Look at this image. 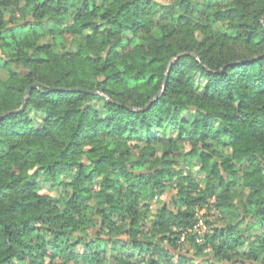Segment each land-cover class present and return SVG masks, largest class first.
Returning <instances> with one entry per match:
<instances>
[{
  "label": "trees",
  "instance_id": "16d2710c",
  "mask_svg": "<svg viewBox=\"0 0 264 264\" xmlns=\"http://www.w3.org/2000/svg\"><path fill=\"white\" fill-rule=\"evenodd\" d=\"M0 118V264H264V0H0Z\"/></svg>",
  "mask_w": 264,
  "mask_h": 264
},
{
  "label": "rangeland",
  "instance_id": "374dc122",
  "mask_svg": "<svg viewBox=\"0 0 264 264\" xmlns=\"http://www.w3.org/2000/svg\"><path fill=\"white\" fill-rule=\"evenodd\" d=\"M174 0H156L158 5L167 7L170 4H172ZM204 1V0H202ZM222 3H225V0H221ZM221 28V25H219ZM45 43V42H43ZM76 51V46H69L68 50L66 52H74ZM3 75V79H6L7 76L5 74ZM158 151L162 152L164 150H167L168 147L164 145H157ZM191 150L192 148L189 146L187 142H181L178 146V150L173 152L171 154L170 160L173 164V168L176 172L180 173L178 178L182 175H184L185 170L188 168V164H191L195 166L192 169V174L196 177L197 181L202 185L205 186V177L203 173L201 172L200 166H197V161L194 157L191 156ZM222 151V150H220ZM225 156L230 153L229 150H224L222 152ZM40 179V178H39ZM67 181H70L69 178L66 179ZM174 180H177L176 178ZM121 186H124L125 188V182L122 181ZM40 192L42 194L48 195L53 202L63 200L65 197L68 196V194L72 195V191L70 189H67L64 186H55L53 182L50 183H45L42 182L40 185ZM177 196V189L176 188H171L169 191H167L164 195H161L156 198H152L146 203H144L146 206H148L149 211L153 215L157 213L158 210H160L163 206H168L172 210H176V206L174 205V199ZM62 205V204H61ZM62 210H64L63 206H60ZM197 219H198V224L197 227L192 231V235L194 237V241L197 243H202L204 236L207 233H211L212 230L215 228H220V227H225L227 224V219L224 218L219 212L216 211H209L208 209L204 210H197ZM156 222V219L154 216H150V218L146 222V229H151V226ZM209 224H206V223ZM77 236V235H76ZM47 240H51V236L47 235L46 236ZM189 241H185L183 251L187 252V248ZM188 246V247H187ZM186 248V249H185ZM193 250H190V254L193 253ZM106 254L108 256H113V253L111 252L110 248L107 249ZM61 260H58V262ZM168 264V263H167ZM171 264H179L177 259L171 262Z\"/></svg>",
  "mask_w": 264,
  "mask_h": 264
},
{
  "label": "water",
  "instance_id": "95a60500",
  "mask_svg": "<svg viewBox=\"0 0 264 264\" xmlns=\"http://www.w3.org/2000/svg\"><path fill=\"white\" fill-rule=\"evenodd\" d=\"M36 87H38V85H33V86H31V87L29 88V90H28V92H27L26 100H27V98L29 97V94H30L31 90H32L33 88H36ZM75 91L82 92L83 90H81V89H77V90H75ZM26 100H25V101H26ZM1 119H2V118H0V120H1Z\"/></svg>",
  "mask_w": 264,
  "mask_h": 264
}]
</instances>
